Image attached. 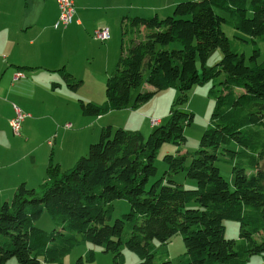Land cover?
<instances>
[{
    "label": "trees",
    "instance_id": "1",
    "mask_svg": "<svg viewBox=\"0 0 264 264\" xmlns=\"http://www.w3.org/2000/svg\"><path fill=\"white\" fill-rule=\"evenodd\" d=\"M219 11L230 12V19ZM225 23L236 38L251 39L248 59L223 31ZM120 26V56L106 80V101L80 100L81 113L97 117L137 107L167 87L178 88L177 104L147 136L105 126L72 168L50 162L40 186L21 183L0 204V264L11 258L62 264L73 246L84 243L111 252L115 264L123 263L122 247L137 255V264H174L155 246L175 234L185 248L176 264H247L264 255V58L255 40L264 39V0L178 1L164 17H124ZM217 48L221 59L206 67ZM64 79L71 89L78 85L69 73ZM208 81L214 107L197 149L164 154L157 176V150L184 144L185 126L193 122V113L181 108L186 92ZM142 83L154 91H139ZM220 163L230 166L233 188ZM179 172L195 186L177 183ZM121 198L130 209L111 221L112 202ZM43 210L54 217L55 229L36 225ZM224 220L240 223L238 238H225ZM93 257L89 250L86 258Z\"/></svg>",
    "mask_w": 264,
    "mask_h": 264
},
{
    "label": "crops",
    "instance_id": "2",
    "mask_svg": "<svg viewBox=\"0 0 264 264\" xmlns=\"http://www.w3.org/2000/svg\"><path fill=\"white\" fill-rule=\"evenodd\" d=\"M176 1L172 0L154 15L159 17L160 12L164 16L169 14L167 11L173 8ZM126 2L75 0L74 21L65 28L55 30L60 48L53 52L51 40L45 37L48 35L47 27L38 29L37 19L44 13L40 7L45 8L50 4L56 13L50 19L53 26L58 17L56 0H0V204L10 200L23 182L31 187L40 186L47 177L50 162L59 164L61 170L72 168L77 158L87 153L90 137L95 140L99 136L91 134L89 137L81 129L89 128L91 132L100 133L105 126H117L106 113L92 116L84 124L79 103L78 107L75 104L80 97L76 99L74 95L84 87L90 69L88 65L75 64L74 58L83 46L86 49L97 46L98 56L103 58V67L115 65L120 54L116 55L109 49L114 46L117 37L116 23L121 24L124 17H149L152 14L132 7L127 11ZM16 6L20 9V17L9 20L8 14L11 15ZM102 27L109 31V39L105 43L93 37V30ZM99 43L103 46H99ZM18 73L23 76L15 79ZM64 73L71 74L78 81L74 89L66 85ZM90 101L101 103L95 99ZM69 103L73 113L68 110ZM14 106L27 114L20 135L13 134L9 125ZM74 118L75 121H72ZM151 118V129L163 121ZM74 122L83 123L74 127ZM66 124L69 126L66 127ZM73 137L76 145L72 144L71 147L75 154H68L66 142H71ZM49 140H52V144L48 143ZM247 264H264V255L251 256Z\"/></svg>",
    "mask_w": 264,
    "mask_h": 264
},
{
    "label": "rangeland",
    "instance_id": "3",
    "mask_svg": "<svg viewBox=\"0 0 264 264\" xmlns=\"http://www.w3.org/2000/svg\"><path fill=\"white\" fill-rule=\"evenodd\" d=\"M171 1L172 0H127L126 10L127 11L130 10L131 7L134 10L139 8L147 13H152L151 15H149V17H152L154 16L155 12L161 11L163 10L164 7H167L171 3ZM178 1H186V0H177L176 3ZM40 8L44 10V13L40 15L39 19H37L38 20L37 27L38 29L47 27L46 33L48 35H46L45 37H48L51 40V45L53 46L52 48L53 52H57L58 49L60 48V45H59V36L55 30L61 29L62 27L60 28L54 27V24L57 21L58 17L54 21L53 26L50 24L51 17L56 16V13L53 11V7L50 4L48 5V7L45 8L40 7ZM36 10H38V8ZM127 11L126 14L128 13ZM168 12L169 14L172 13V9L168 10L167 13ZM219 12L222 13V15L225 16L227 20L230 19V15H231L230 12L228 11H223V12L219 11ZM162 13L163 12H160L161 15L159 17H164ZM20 14H21L20 9L16 6L15 9H13V12H11V15L8 14L7 18L9 20L10 18L11 19L19 18ZM122 15H124V13ZM114 28L116 29L117 37L116 39H114V46L111 47L109 51L110 52L113 51L117 55L120 54V44H121L120 23H116ZM222 28L230 40L240 43L241 50L243 51L246 59H248L254 47V44L252 43L251 39L245 37L246 41H242L236 38L235 36L236 31L228 23L223 24ZM255 40H256V46H258L260 50L259 60H261L262 58H264V39H255ZM100 43L99 46H103ZM103 43H105V41ZM98 52H99V47L97 46L95 48L89 46L87 49L85 46H83L80 49L79 54L74 58L75 64L81 66L88 65V68L90 69L86 77V80L84 82V87H82L81 89H79L78 87L77 89H79V91L74 96L76 99L77 97H80V100L84 99L83 101L85 102L95 99V101L97 100L101 102V103L95 102L96 104H103L106 101V97H105L106 80L113 72L117 62L116 63L114 62L115 65L113 67L110 68L103 67V58L98 56ZM221 56H222L221 50L219 48L214 49L208 55L207 60L205 62V66L209 67L215 64L221 59ZM197 66L198 68H200L199 62H197ZM210 86H211V82L208 81L201 85H196L186 92V97L185 99L182 100L181 108L183 110L190 111L193 113V122L190 125L185 126L184 134L186 136V141L184 144H181L180 146H175L173 143H164L157 150L154 158V163L157 168V176L160 175L165 168V164L162 159L164 154L166 153L175 154L178 148H180L181 152L184 150V151H188L189 153H192L195 149H197L202 132L206 129L208 125L210 114L214 107L213 99H211L208 96V91ZM138 90L154 91V88L152 86L147 85L146 83H142ZM138 90L133 93L130 104L134 103L135 95L138 92ZM80 94L82 96H80ZM179 95L180 93L177 87H167L157 92H154L153 95L150 97V99L142 103H139L137 107H133L131 105L122 109L110 110L106 114L107 116L110 117L111 120H113L116 123L117 126H115L114 128L125 126L123 127L124 129H129V130L139 129L144 136H147L151 131L150 128V121L152 120L151 117H154V119H158V118L163 119L162 123H164L166 121V118L168 116L171 107L177 104ZM80 100L75 102L77 107H78V103L80 104ZM76 106H74V108H76ZM67 107L68 110L73 113V111L70 110L71 107L70 103L67 105ZM81 118H84L83 122L85 124L88 121V119L92 118V116L83 115V117ZM72 121H75V118ZM83 122H74V127H78L79 125H82L81 123ZM81 130L83 134H89V137L91 136V134L100 135L98 131L91 132L89 128L88 130H86L85 128ZM98 139L99 136H97L95 140H93V138L91 140L90 137V140L87 144V151L89 145L91 143L98 141ZM72 144L76 145V139L74 137L72 138L71 142H66V146H67L66 149L68 154H72V153L75 154L74 149L71 147ZM219 166L221 173L228 181L230 188H233V176L231 173L230 166L225 163H220ZM173 178L177 183H182L186 188L191 189L192 187L195 186V182L186 178L184 172H179L175 174ZM129 209H130V205L126 199L121 198L114 200L112 202L111 221H114L122 214L127 213ZM35 223L38 227H40L45 231H51L56 227L54 223V217L50 215L46 210H43L40 218ZM223 223L225 226V233H224L225 238L227 239L238 238L240 223L236 220H224ZM89 250H92L94 254L92 260H88L86 258V253ZM155 251L158 252L166 251L168 258L174 264L178 263L179 261L185 258L184 256L185 248L183 244V239L180 234L173 235L166 244H160V245L156 244ZM121 253L123 255L122 264H137L139 262L137 255L134 252L130 251L129 249L122 247ZM79 262H81V264H115L113 262L111 252H106L101 247H97L90 243H84L73 246V248L66 255H64L62 260V264H80ZM5 264H19V263L16 261L15 258H11ZM42 264H58V263L42 262Z\"/></svg>",
    "mask_w": 264,
    "mask_h": 264
},
{
    "label": "built area",
    "instance_id": "4",
    "mask_svg": "<svg viewBox=\"0 0 264 264\" xmlns=\"http://www.w3.org/2000/svg\"><path fill=\"white\" fill-rule=\"evenodd\" d=\"M57 8H58V19L54 24L55 28H65L70 23L74 21L75 17V0H56ZM93 37L97 38L101 41H105L109 39V31L108 28H98L93 30ZM22 73H18L14 76V78L22 77ZM27 116L20 108L14 106V115L9 120V125L13 134L20 135L22 122L24 118ZM155 121H153L154 123ZM66 127L69 124L65 125ZM49 144H52V140L48 141Z\"/></svg>",
    "mask_w": 264,
    "mask_h": 264
}]
</instances>
